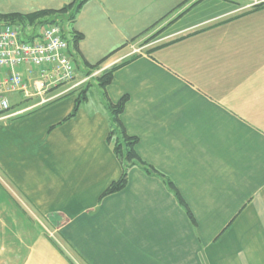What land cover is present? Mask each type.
Wrapping results in <instances>:
<instances>
[{"label":"crops","instance_id":"1","mask_svg":"<svg viewBox=\"0 0 264 264\" xmlns=\"http://www.w3.org/2000/svg\"><path fill=\"white\" fill-rule=\"evenodd\" d=\"M71 1L0 0V14ZM72 29L75 80L35 96L37 71L23 67L26 92L7 95L23 112L0 122V264H264V6L88 0ZM131 57L70 117L73 91L94 78L74 84ZM120 101L158 174L133 167L104 196L122 174L108 141Z\"/></svg>","mask_w":264,"mask_h":264},{"label":"built area","instance_id":"2","mask_svg":"<svg viewBox=\"0 0 264 264\" xmlns=\"http://www.w3.org/2000/svg\"><path fill=\"white\" fill-rule=\"evenodd\" d=\"M262 3L264 0H251V6ZM68 51V43L60 25H47L42 28L37 39L22 42L16 27L0 23V73L7 72L0 78V122L23 112L13 111L7 98L10 93L26 92L21 73L23 67L37 71L38 77L31 84L35 96L41 97L51 87L75 80ZM139 51L131 47V54H139ZM98 73L80 80L74 87L83 85Z\"/></svg>","mask_w":264,"mask_h":264},{"label":"trees","instance_id":"3","mask_svg":"<svg viewBox=\"0 0 264 264\" xmlns=\"http://www.w3.org/2000/svg\"><path fill=\"white\" fill-rule=\"evenodd\" d=\"M87 1L88 0H72L69 4L63 6L59 10H42L29 14H0V23L16 27L19 30V40L22 42L37 39L42 28L47 25L57 24L62 27L63 37L67 41V43L69 44L71 42L73 48H76V43L81 39V36L73 31L72 26L77 18L80 9ZM262 6H264V3L255 5L254 8H259ZM131 59L132 57L101 71L93 77L94 79H92V81L74 90L73 92L77 91V98L70 117H73L75 115L82 101L86 99V94L93 82H95L100 89L104 90L105 87L110 83L114 71L129 62ZM100 64L101 62L94 66L85 64V66H87V69L90 70L85 75L89 76L91 71L97 68ZM123 102L124 101H120L116 105L109 103L108 105V110L111 114L110 133L108 136V141L109 143H111L112 150L122 165V174L117 181L113 182L105 190V192L103 193L104 196L122 190L126 185L128 170L133 167L142 169L148 175L158 174L157 171L147 165L137 155L135 151V145L137 143L136 139L128 136L122 126L119 116L123 109ZM160 176L162 182L166 185L167 189L174 194L181 207L186 211L188 217L190 218V221L192 222V224H194V219L189 209L180 198L174 185L168 179H165L162 175Z\"/></svg>","mask_w":264,"mask_h":264},{"label":"rangeland","instance_id":"4","mask_svg":"<svg viewBox=\"0 0 264 264\" xmlns=\"http://www.w3.org/2000/svg\"><path fill=\"white\" fill-rule=\"evenodd\" d=\"M142 44H145V43H143V41L141 42V40L140 41H136L135 43H132V45H131V47H135V48H137V46L138 47H140ZM9 97H12V98H15V100L18 98H20V96L18 95V94H13V95H10ZM9 100V99H8Z\"/></svg>","mask_w":264,"mask_h":264}]
</instances>
